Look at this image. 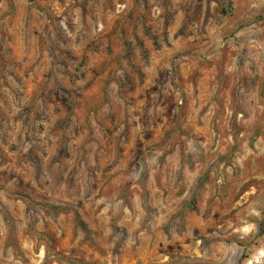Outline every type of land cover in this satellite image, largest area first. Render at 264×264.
<instances>
[{
  "label": "rangeland",
  "instance_id": "1",
  "mask_svg": "<svg viewBox=\"0 0 264 264\" xmlns=\"http://www.w3.org/2000/svg\"><path fill=\"white\" fill-rule=\"evenodd\" d=\"M0 264H264V0H0Z\"/></svg>",
  "mask_w": 264,
  "mask_h": 264
}]
</instances>
